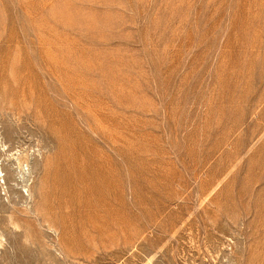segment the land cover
Returning a JSON list of instances; mask_svg holds the SVG:
<instances>
[{
    "label": "rangeland",
    "instance_id": "obj_1",
    "mask_svg": "<svg viewBox=\"0 0 264 264\" xmlns=\"http://www.w3.org/2000/svg\"><path fill=\"white\" fill-rule=\"evenodd\" d=\"M0 264H264V0H0Z\"/></svg>",
    "mask_w": 264,
    "mask_h": 264
}]
</instances>
